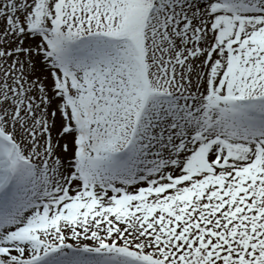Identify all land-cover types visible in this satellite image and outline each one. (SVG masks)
<instances>
[{"label": "snow or ice", "instance_id": "1", "mask_svg": "<svg viewBox=\"0 0 264 264\" xmlns=\"http://www.w3.org/2000/svg\"><path fill=\"white\" fill-rule=\"evenodd\" d=\"M0 264H264V0H0Z\"/></svg>", "mask_w": 264, "mask_h": 264}]
</instances>
